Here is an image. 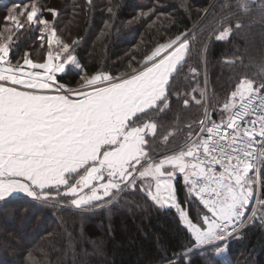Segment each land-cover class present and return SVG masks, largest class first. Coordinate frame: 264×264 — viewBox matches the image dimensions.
Here are the masks:
<instances>
[{
	"label": "trees",
	"instance_id": "trees-1",
	"mask_svg": "<svg viewBox=\"0 0 264 264\" xmlns=\"http://www.w3.org/2000/svg\"><path fill=\"white\" fill-rule=\"evenodd\" d=\"M23 2L0 0V29L7 8ZM46 3L59 9L57 24L64 29V38L80 40L76 66H67L60 74L61 82L69 87L78 86L83 71L131 74L158 45L175 40L185 29L192 30L185 38L191 41L188 55L172 77L168 93L187 92L203 72L209 80L205 94L197 96L203 102L185 108L183 100L189 99L185 95L173 100L166 112L158 115L156 108L127 121L128 129L142 127L149 118L158 125L156 137H148L153 155L145 159L151 164L158 162L161 153L184 150L202 119L206 118L207 126L206 111H215L217 120L226 118L229 112L221 111V106L229 103V93L241 79L264 82V0ZM178 3L187 4L190 14ZM108 7H113L112 14ZM153 9L152 15H141ZM171 14L175 19L170 22L166 17ZM220 31L231 33L227 38H215ZM37 35L35 30L25 32L12 55L40 50ZM227 59L235 62L224 63ZM190 68L200 72L191 74ZM164 135L169 136L167 144L160 142ZM258 175L260 190L264 188V165ZM153 183V178L137 175L130 183H118L109 194L80 207L61 209L49 206L50 201L25 197L0 201V264H264V214L247 219L234 235L197 248L176 209L151 198ZM174 193L178 206L200 225L205 212L187 191L183 178H176Z\"/></svg>",
	"mask_w": 264,
	"mask_h": 264
},
{
	"label": "snow or ice",
	"instance_id": "snow-or-ice-1",
	"mask_svg": "<svg viewBox=\"0 0 264 264\" xmlns=\"http://www.w3.org/2000/svg\"><path fill=\"white\" fill-rule=\"evenodd\" d=\"M178 5L190 14L187 4ZM107 11L112 14L113 7H108ZM153 12L154 9L141 15L150 16ZM203 13L205 16L207 8ZM59 15V9L46 0H24L8 7L3 18L5 24L0 29V201L23 195L50 201L49 206L63 209L100 199L117 183L131 181L139 175L155 178L156 198L171 203L176 178L186 176L193 182L197 178L204 181L196 191L202 193L207 205L204 209L207 229L217 221V231L232 230L244 219L264 214V188L258 191L256 179L251 178L264 165V82L256 80L241 79L235 84L229 93V103L220 109L230 112V116L217 120L215 111L205 112L207 126L202 119L199 132L190 134V139L193 136L194 139L187 150L161 153L157 163H149L145 159L152 154L148 137L155 138L158 132V125L149 118L131 137L135 152L129 159L113 163L112 167H94L83 175L85 169L98 165L99 161L67 166L65 161L86 152L105 127L100 115L103 106L126 90L142 87L152 90L146 107H138L131 115L124 116L125 121H129L156 108H159L158 115L166 112L173 100L185 95L189 97L183 100L185 108L190 103H202L197 96L205 94L209 80L201 72L199 80L193 79V87L187 92L168 93V85L191 47V41L185 38L192 30L185 29L163 50H159L158 45L144 57L139 62V71L133 68L137 73L135 78L126 77L125 73L83 71L77 88L70 89L61 82L60 74L68 63L74 62L80 40L64 38V29L57 24ZM166 19L171 22L175 17L171 14ZM31 30L38 33L40 48H46V54L33 58L25 50L22 55L13 56L16 42ZM230 33L220 31L215 38H227ZM165 57L167 61L161 63ZM132 60L136 57L132 56ZM129 67H132L131 62ZM197 72L200 70L189 69L191 74ZM102 87L107 90L101 91ZM168 141V135L160 138L162 144ZM250 157L260 162L254 164ZM220 190L228 192L227 207L218 199Z\"/></svg>",
	"mask_w": 264,
	"mask_h": 264
},
{
	"label": "rangeland",
	"instance_id": "rangeland-1",
	"mask_svg": "<svg viewBox=\"0 0 264 264\" xmlns=\"http://www.w3.org/2000/svg\"><path fill=\"white\" fill-rule=\"evenodd\" d=\"M166 45H168V44H166ZM161 47H164V46H160L159 50L163 49ZM33 54H34V56H33ZM33 54H32V56L34 58H38L39 56L46 54V48L40 49V50L37 49L36 51L33 52ZM67 66H76V61L74 60V62L68 63ZM67 66H66V68H67ZM66 68L64 69V71L62 73L65 72ZM129 75L130 74L126 75V77ZM130 78H135V77H130ZM64 86H66V85H64ZM113 86H116V85L114 84ZM66 87H68L70 89L77 88V87H69V86H66ZM105 90H107V89L104 87L101 88V91H105ZM143 90H144L143 88L136 89V90L128 89L125 91L124 94L118 96L117 98L112 100L109 104L104 105L103 108L101 109L100 115H101V118L105 121V127L97 134V137L94 139L93 144L90 146V148L86 152L81 153L78 156H74L73 158L69 159L68 161H65L67 166L71 167L73 165L80 164L82 162H86L89 160L98 159L100 157L98 159L99 164L94 165V166L90 165L87 169L84 170V172L81 173V175H83L85 172H91L94 167L104 166V165H107V167H112L113 163L119 164L122 161L129 159L135 152V145L133 144L131 137L136 135V130L138 128L135 127V128H129L128 129L126 121L124 119V116L130 115L133 112V108L136 105L135 103H137L136 101L139 99V97L141 98L140 93L143 92ZM69 103H74V102L69 101ZM118 136L121 138L120 142H118V140H117V138H119ZM103 143H105V147H106L105 148L106 150L104 152H103V149L99 148V147H101V145ZM189 146L185 147L184 150H187ZM98 152L101 153V156H98ZM259 162H260L259 160H255L254 164H258ZM258 170H259V168L256 170V176H255V174H253V176L251 178L256 179V186H257V190L259 191L260 183H259ZM153 179H154L153 187L155 189L154 184L156 185V180H155V178H153ZM183 181H184V184L186 185V189L189 192V194H191V196H193L196 199V201H198V203L200 205H203V212H205L204 209L207 207V205H204V200H202L200 198L199 193H198L199 191H196L190 185V183H188V178L186 176L183 178ZM126 182H127V184L130 183V181H126ZM118 186H119V184L117 183L115 188H117ZM233 186H235V185H233ZM246 187H247V185H245V188ZM112 190L113 189H109L107 191V193H105L103 196L109 194ZM152 191H153V188L149 190L151 198L155 199L156 194H155V192H152ZM152 195H153V197H152ZM227 196H228L227 190H223L222 195L218 198L219 200L224 201V205L226 207L230 203V200L227 199ZM21 197L32 199V198H29V197H26L23 195H13V196L9 197L7 200H12V199L21 198ZM40 199L41 198H37L34 200L39 201ZM7 200H3V201H7ZM93 200H97V199H93ZM93 200H89L86 203H83V204L78 205V206L75 205V206L80 207V206H83V205L90 203ZM172 200H173V198H171V201ZM175 200H176V197H175ZM161 201H162V199H160V200L158 199L156 202L160 204ZM165 202L166 201L163 200V203H165ZM173 202H171V203H173ZM166 203H168V202H166ZM169 207H171V206H169ZM176 209H177L176 210L177 214L180 215V216L179 215L178 216L180 217L181 221L187 222V224H188L187 229L190 231V233L194 237V239L197 243V248H201V247H204L206 245H209V244L213 243L212 240L214 241L216 238H218V234H219L220 230L217 231V228L215 227V225L217 224V221H213L212 225H210L209 229H207V223H206V219H205L206 213H204L202 215V223L199 225V224L193 223L189 219V217L187 215V211L185 209L180 208L181 210H179V212H178V207ZM181 211H183L182 214H180ZM185 214H186V216H185ZM246 221H247V219H244V222H246ZM221 222H222V220L220 221V223Z\"/></svg>",
	"mask_w": 264,
	"mask_h": 264
},
{
	"label": "crops",
	"instance_id": "crops-1",
	"mask_svg": "<svg viewBox=\"0 0 264 264\" xmlns=\"http://www.w3.org/2000/svg\"><path fill=\"white\" fill-rule=\"evenodd\" d=\"M183 44H184V42H181V46H183ZM164 47H167L168 45H163ZM164 47H161V48H164ZM160 49V48H159ZM161 50H163V49H161ZM167 61V57H165L164 58V60L163 61H161V63H165ZM139 71V70H138ZM136 75H137V73L136 72H134V73H132V74H130L129 76H127V77H136ZM146 87V86H145ZM143 89H144V87H142ZM141 94V98L139 97V99L136 101L137 103H135L136 105L134 106V108H133V112H135L136 110H137V108L138 107H146L147 106V102H148V97L149 96H151V94H152V90L151 89H149V90H143V92H141L140 93ZM137 107V108H136ZM131 115V114H130ZM126 124H127V121H126ZM125 128V127H124ZM119 137V136H118ZM117 140H118V142H120L121 141V138L119 137V138H117ZM101 146H103V148L102 147H99V148H101V149H103V152L106 150L105 148V143H103ZM100 149V150H101ZM98 156H101V153L100 152H98ZM100 158V157H99ZM98 158V159H99ZM98 159H94V160H98ZM99 161V160H98ZM91 166H94V165H91ZM154 186H155V184H154ZM152 192H155V189H154V187H153V191ZM152 197H153V195H152ZM172 198H173V200L171 201V202H173V203H163V200L161 201V205H164V206H167V207H169V206H171V207H173L174 209H176L177 207H178V212H179V210H181L180 209V207L177 205V202H176V200H175V193H174V189H173V194H172ZM153 200H155V201H157L158 199L155 197V199L153 198ZM160 200V199H159ZM225 206V205H224ZM226 207V206H225ZM177 210V209H176ZM183 213V211H181L180 212V214H182ZM179 215V214H178ZM180 216V215H179ZM185 216H186V214H185ZM182 223L188 228V224H187V222L185 221H182Z\"/></svg>",
	"mask_w": 264,
	"mask_h": 264
},
{
	"label": "built area",
	"instance_id": "built-area-1",
	"mask_svg": "<svg viewBox=\"0 0 264 264\" xmlns=\"http://www.w3.org/2000/svg\"><path fill=\"white\" fill-rule=\"evenodd\" d=\"M231 115V113H229V115L228 116H230ZM191 146V145H190ZM189 146V147H190ZM188 147V148H189ZM248 159H250L251 161H252V163H254L255 162V160L256 159H253V158H248ZM188 178V177H187ZM188 183H190V185L196 190L197 188H199V187H202L203 186V184H204V181L202 180V179H199V178H197V180L195 181V182H193V181H191V180H189L188 179ZM199 193V196H200V198L202 199V200H204L203 199V197H202V193L201 192H198ZM222 193H223V190H220L219 192H218V198L222 195ZM244 220L239 224V226L238 227H236V228H234V229H232V230H225L224 228H221L220 229V232H219V234H218V238H216L217 240H223V239H225V238H228L229 236H232V235H234L235 233H237L241 228H242V226L244 225ZM221 224H222V222H221Z\"/></svg>",
	"mask_w": 264,
	"mask_h": 264
},
{
	"label": "water",
	"instance_id": "water-1",
	"mask_svg": "<svg viewBox=\"0 0 264 264\" xmlns=\"http://www.w3.org/2000/svg\"><path fill=\"white\" fill-rule=\"evenodd\" d=\"M205 119H206V118L203 119L204 122H205ZM200 128H201V126H200ZM200 128H199V130H200ZM199 130H198V132H199ZM198 132H197V133H198ZM192 139H194V137H193ZM192 139H191L190 141H192Z\"/></svg>",
	"mask_w": 264,
	"mask_h": 264
}]
</instances>
